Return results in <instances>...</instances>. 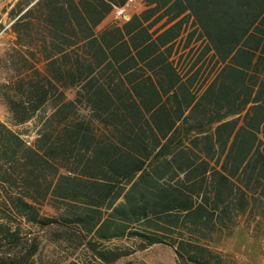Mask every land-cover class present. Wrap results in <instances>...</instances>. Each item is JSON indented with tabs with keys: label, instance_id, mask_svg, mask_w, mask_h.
I'll return each mask as SVG.
<instances>
[{
	"label": "trees",
	"instance_id": "trees-1",
	"mask_svg": "<svg viewBox=\"0 0 264 264\" xmlns=\"http://www.w3.org/2000/svg\"><path fill=\"white\" fill-rule=\"evenodd\" d=\"M125 1L0 0V264L200 263L237 220L264 231V0H142L100 28Z\"/></svg>",
	"mask_w": 264,
	"mask_h": 264
},
{
	"label": "crops",
	"instance_id": "crops-1",
	"mask_svg": "<svg viewBox=\"0 0 264 264\" xmlns=\"http://www.w3.org/2000/svg\"><path fill=\"white\" fill-rule=\"evenodd\" d=\"M137 0H133L131 3H126L127 0L124 2L123 5L116 7L114 9V13L111 15H108L99 25L100 28L111 24L113 22L122 23L126 21L129 16L132 13L139 12L143 8V1L138 0L140 3V8L137 10L130 8L134 2ZM123 8V14L121 16H116L115 10L117 8ZM222 67V64L215 67L211 73L208 74V69L206 67H203V74L200 76V79L195 81L192 86H190L189 90L194 91L195 98L193 102L188 106L187 113L190 110L191 106L195 104V102L199 99L198 97L201 94H205L208 89H210V85L213 84V88L210 91H217L220 89V79L216 82H213L214 77L219 72L220 68ZM202 79V82H201ZM210 98V93L205 95V99L208 100V97ZM205 104L204 108L206 107V115L209 113V104L207 102H204ZM224 101H222V107L221 105L218 107L220 108V112L224 110L223 108ZM211 105V104H210ZM250 104H248L246 107H248ZM202 110L201 116H204V111ZM247 110V108H246ZM245 109L241 110L239 113H228L224 116H244L245 115ZM224 112V111H223ZM222 112V113H223ZM221 113V114H222ZM248 214H238L237 216L245 217ZM222 232L230 235H224V237H221L220 239H216L214 241H202L198 242L200 246L204 248L202 257L198 256L199 254L195 253L196 258L202 262L200 263H191L188 261H185L184 264H263L264 263V236L257 235L262 234L264 231L260 228H258L255 224L246 225L242 220H237L236 223L233 226L228 227V229L223 230ZM239 233H243L247 235V237L253 238V240H229L230 238L234 239L235 236ZM197 244V243H196ZM155 249H160L161 251H165L170 255L171 261L170 264H180L178 260L176 259V255L174 252V249L168 245L165 244H156L154 245ZM254 250V251H253ZM192 255V251L188 252ZM263 254V257L261 260L258 259V255ZM182 260H185L183 257ZM182 264V263H181Z\"/></svg>",
	"mask_w": 264,
	"mask_h": 264
},
{
	"label": "rangeland",
	"instance_id": "rangeland-1",
	"mask_svg": "<svg viewBox=\"0 0 264 264\" xmlns=\"http://www.w3.org/2000/svg\"><path fill=\"white\" fill-rule=\"evenodd\" d=\"M130 8H133L137 10L140 8V3L138 0L130 6ZM2 22L6 25V16L5 14L2 16ZM7 27V25H6ZM7 36L4 32H0V46L2 43L6 42ZM6 113L5 109L0 105V119H5ZM229 240H240V241H245V240H253V238L247 237V235L243 233H239L235 236L234 239L230 238ZM115 244H122L123 246H126V241H121V242H114ZM254 251V250H253ZM263 257V254L258 255V259L261 260ZM171 258L168 253L165 251H161L160 249H155L154 246L143 250V251H138L136 254L133 256H130L126 258V261L124 264H170Z\"/></svg>",
	"mask_w": 264,
	"mask_h": 264
},
{
	"label": "built area",
	"instance_id": "built-area-1",
	"mask_svg": "<svg viewBox=\"0 0 264 264\" xmlns=\"http://www.w3.org/2000/svg\"><path fill=\"white\" fill-rule=\"evenodd\" d=\"M133 0H127V2L126 3H131ZM115 14H116V16H121L122 14H123V8L122 7H120V8H117L116 10H115ZM264 264V263H263Z\"/></svg>",
	"mask_w": 264,
	"mask_h": 264
}]
</instances>
